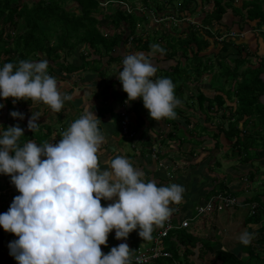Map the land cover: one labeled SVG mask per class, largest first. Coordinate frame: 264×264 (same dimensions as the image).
Segmentation results:
<instances>
[{
    "label": "trees",
    "instance_id": "trees-1",
    "mask_svg": "<svg viewBox=\"0 0 264 264\" xmlns=\"http://www.w3.org/2000/svg\"><path fill=\"white\" fill-rule=\"evenodd\" d=\"M141 1L143 8L157 15L175 2L180 6L181 14L178 18L182 14V17H187L195 12L194 9L189 11L193 0ZM202 1L211 3L212 8L201 23L190 24L182 34L173 35L172 32L164 30L158 35L147 33V38L144 39L138 33L137 26L147 20V16L136 11L135 0H0V66L6 62L18 66L20 60L46 59L47 70L56 79H65L61 74H66L65 77L79 72V77L83 76L84 72L96 74L92 89L98 92L96 98H100L102 104L98 106L95 114L101 121L107 115L111 118L115 124V133L120 136L121 141H134L137 136L136 141L144 147L142 150H147L150 154L158 139L160 144L172 139L183 154L184 163L171 162V179L173 173L178 172L180 175L189 166H201L199 170L203 174H213V186L205 200L216 193L231 194L238 198L239 204L226 210L248 208L247 223L258 225V228L249 230L255 233L252 242L241 245L248 260L240 261L234 252L219 248L216 250L215 261L220 264H264V188L249 197L231 190L225 185L224 179L219 177L222 172L219 170L221 160L218 157V154L223 152L225 158L232 159L236 156L246 162L257 158L260 149L264 152V54L259 47H251L246 37L250 35L245 34L253 31L254 35L264 26V0ZM70 3L74 6L68 7ZM229 14L233 21L231 28L222 24L230 19ZM102 18H105L106 22H102ZM174 29L176 30V27ZM224 29H228V32L234 31L236 37L230 36ZM221 36L224 38L221 39ZM259 36L256 33L255 39L258 41L262 39ZM241 38L244 40L238 42ZM152 44H159L165 50L163 57L156 54L152 58L157 67L155 76L162 74L170 77L175 84L177 97L184 91L186 84L195 85L197 92L190 97L192 104H189L188 100L183 102L190 110L177 106L174 119H153L150 128L142 134L137 131L139 127L137 129L132 122L131 112L136 113L134 120L138 118V123L142 125L145 120L143 116H149V112L142 99L127 100V93L120 91L122 85L117 74L121 70L123 58L129 52L147 53ZM212 44L213 48L219 47L218 50L201 55L203 51L210 49ZM232 48L236 52L231 51ZM254 57L257 58L255 63ZM162 63L164 64L161 65ZM112 68L116 72L111 79L108 73ZM205 77L210 82H203ZM227 84L230 85L229 88L225 87ZM209 89L214 92L212 96L205 94V90ZM34 102L29 99L27 105L32 106ZM0 103L6 104L8 111V114L4 115L0 108V120L3 116L6 119L0 122V127L14 125L15 122H8L10 111H20L25 106L23 99L17 100L15 105L11 97H0ZM114 103H117L118 108L113 107ZM195 104L196 108L191 107ZM203 113L207 121L218 118V132L207 133L208 127L201 123ZM17 118H14V121ZM124 118L128 120L130 129L136 132L135 137L122 134L121 121ZM57 119L47 122L38 120V127L34 131L24 123L26 130L19 138V143L22 145L32 140L40 144L48 141L54 134L60 136V132L64 130L59 128L57 132L56 122H62L64 118L60 116ZM162 123L166 124V129ZM225 123L227 127L224 126ZM150 131L154 132V136ZM204 133L209 134L214 144L211 150H203L209 153L208 159L200 157V152L197 153V148L202 147L209 139L203 136ZM224 137L228 145L223 141ZM165 145L170 146L169 143ZM223 148L226 149L223 151ZM159 157L168 156L162 151ZM176 177H173L175 182ZM161 182L164 181L161 179ZM14 187L10 175L0 178V213L7 211L14 196L19 194L18 191L12 190ZM8 192L12 200H7ZM178 213L179 217H184L181 212ZM213 213L218 211L204 215ZM162 227L163 225L154 227L151 239H143L138 235V229L133 230L123 242H127L132 251H135L141 244L153 242ZM17 238L16 234L5 231L0 226V264H18L9 254L8 247L9 242ZM115 241L117 239L114 234L107 239V244H104L105 251H110ZM198 242L188 233L187 227L172 229L161 239L163 249L170 255L160 257L156 261L160 264H173L175 260L181 261L182 264H196L188 255L194 252L193 249L197 246L202 250Z\"/></svg>",
    "mask_w": 264,
    "mask_h": 264
},
{
    "label": "clouds",
    "instance_id": "clouds-1",
    "mask_svg": "<svg viewBox=\"0 0 264 264\" xmlns=\"http://www.w3.org/2000/svg\"><path fill=\"white\" fill-rule=\"evenodd\" d=\"M165 50L151 45L147 53L129 52L117 76L127 100L142 99L152 119H174L181 100L170 77H156L152 58ZM48 61L20 60L18 66H0V97L40 101L59 112L70 95L62 94ZM155 77V79H153ZM4 105L0 103V108ZM13 118L24 113L11 110ZM39 113L32 112L27 127H38ZM88 109L60 134L58 142L22 145L19 124L0 127V174L10 175L18 190L7 211L0 213V226L18 237L9 242V254L18 264H132L127 242L102 252L108 234L127 238L138 229L151 239L154 227L163 225L183 199V185L144 180L142 169L129 158L116 155L101 169L98 152L105 137L100 118ZM2 126V125H0ZM112 201L102 205L101 200ZM255 233L243 230L237 239L248 245ZM137 264L140 258L137 257Z\"/></svg>",
    "mask_w": 264,
    "mask_h": 264
},
{
    "label": "crops",
    "instance_id": "crops-1",
    "mask_svg": "<svg viewBox=\"0 0 264 264\" xmlns=\"http://www.w3.org/2000/svg\"><path fill=\"white\" fill-rule=\"evenodd\" d=\"M250 32L252 33L253 31H248L245 34H249ZM252 36H246L248 37L249 42L252 41V43H250L251 47L254 45V47L256 48L259 47V49L262 51V54H264V39L259 40V42L257 38H251ZM163 64L164 63H162L161 65ZM79 74L80 72L75 75H72L75 78H72V76L65 77L66 74H61V76L63 75L65 79L58 78L57 80L59 90L62 91L63 89H67L64 94H69L72 97L70 103L69 100L68 102H66V105L68 104V106L64 108V110H66L65 113L63 114V107L59 112H52L50 108L48 109L49 106L42 102L38 111L40 115L38 120L42 122H47L52 118L60 116L64 119H67L71 115H76L77 117H74L72 119L69 118L70 120L65 119V121L67 122L66 124H68L69 126L72 121L84 114L88 109H91L92 111L97 113V108L102 103L100 98H96L98 92L96 91V93L95 90L92 89L94 86L93 80L96 78V74L84 72L83 76L80 75L81 77H79ZM84 74L87 75H85L84 77ZM88 75L90 76V78H88ZM59 80L61 82V85L58 82ZM78 99L81 100V104H77ZM72 104H74L75 106H72ZM42 105L46 106L42 107ZM69 107L73 108L75 112H70L69 110H67V108ZM48 110H50V113L48 112ZM131 114L133 117L132 122L134 123L135 127H137V129L139 127L137 131L139 133L144 134L145 131L150 128L153 119L150 117V115L147 117L143 116L145 117V120L144 124L142 125L141 123H138V118L136 119V121L134 120V117H136V113L131 112ZM29 118L30 117H25L23 120L26 126ZM201 123L202 125L208 127L207 133L218 132V129L214 130V128H217V125L220 123L217 118H214L212 121H207L204 115V118L202 119ZM63 124L64 121L63 123H61L60 126L61 129L63 128L62 130H64V127L62 126ZM99 128L101 129L105 137V140L100 146V150L98 152V161L101 169L107 167V161L110 158H113L116 155H124L129 158L130 162L133 163L134 167L143 170L145 174L143 177L144 180H154L158 184H166L168 183V181L174 182L173 177H175V174L173 173V177L171 179L170 176L172 175L168 173L173 170V165L171 162L176 161L178 163H182L184 158L183 154L181 153V151H179L176 144L173 147H170L169 145L166 146L165 143L168 144L167 141L165 143L160 144V139H158V142L156 141V146L153 147L154 149L158 150V158H156L152 155L154 151L149 154L147 150H142L144 147L142 148V144L136 141L137 136L134 141H121L120 136H117L115 133V124L113 123V121H111V118H109L108 115L104 120L100 121ZM149 133L153 135L154 132L150 131ZM207 133H204L203 135L205 138L209 137V134ZM58 135L54 134L48 139V141L58 142L60 140V136ZM223 141L225 142L224 139ZM159 144L160 146L158 147ZM204 148H207L208 150L214 148L213 140L210 139V137L206 140V142H204V145L202 147L197 148V153L200 152L198 153L200 154V157L204 156L206 159H208L207 155L209 153L203 151ZM224 149L226 148H223L222 150L224 151ZM162 151L163 154L165 153L166 156L171 157L172 159L168 157L160 158L159 155ZM222 153L223 152L219 153L221 155V159L225 158L223 157ZM225 160L234 163V166L232 168H238V171L234 170L236 172L224 173L223 171H221L222 174H219V177L224 179L226 186H229V188L233 191L239 192V194L243 195L244 197L254 196L256 193L261 192V190L264 188V152H261V149L260 153L258 152L257 158L255 157L250 161L245 162L236 156L232 159L225 158ZM159 161L162 162L163 166H160ZM166 164H168V166H170L171 168L165 167L167 166ZM199 167L201 166H198L197 170H194V175L192 176L200 184L199 190L195 188L196 192L194 194H192L191 196L184 195L182 201L179 204L171 205V207L174 209L172 214H174L173 216L175 223H178L179 220L182 218L179 217L178 212H181L184 217L192 216L195 213V206L205 200L204 198L207 197L206 195H208V191L213 186V180L211 178L213 174H210V176L205 175L201 172V170H199ZM214 174L216 175L217 173L214 172ZM161 179L164 182H161ZM203 180H206V182H201ZM238 181H240V183ZM185 193H187V191H185ZM111 202L112 201H105L103 199L101 200L102 205H106ZM248 211V208L245 207L231 209L222 211V213L218 212L208 216L204 215L191 220L190 226L187 227L188 233L191 234L193 238H195V240L199 241L198 243H200L202 250L198 246L195 247V249H193L194 252L188 255L189 259L195 261L196 264H220L219 261H215L216 250L220 248L225 251L230 250L234 252L235 256H237L240 261H247L248 259L246 253L242 250L241 247L242 243L238 241L237 237L239 233L243 230L249 231L258 228V225L256 223H247ZM117 241L118 243L123 242L124 238L117 239ZM151 264H160V262L155 260ZM173 264H182V262L175 260Z\"/></svg>",
    "mask_w": 264,
    "mask_h": 264
},
{
    "label": "rangeland",
    "instance_id": "rangeland-1",
    "mask_svg": "<svg viewBox=\"0 0 264 264\" xmlns=\"http://www.w3.org/2000/svg\"><path fill=\"white\" fill-rule=\"evenodd\" d=\"M24 2H31V1H36V0H23ZM135 2H136V11L137 12H143V13H145L146 14V16L148 17H146V19L147 20H145L144 22H141V23H139L138 24V26H137V29H138V33L139 34H141L143 37H144V39H146L147 38V33H155L156 35H158V34H160V32H162V31H164V30H167V31H170V32H172V34L173 35H178V34H182L181 32L182 31H184V30H186L187 28H188V26L190 25V24H198V23H201L202 22V19H203V17L207 14V12L209 11V10H211V8H212V6H211V3H209V2H205L204 3V1H202V0H193V2L189 5V11H191L192 9H194L195 10V12L194 13H192L191 15H189V16H187V17H182L183 16V14L181 15V17H179L178 18V15L180 16V12H179V8H180V6H179V3L178 2H175V3H173V4H169L168 5V7H167V9L165 10V11H162V12H160L158 15L157 14H154V13H152L151 11H149L148 9H145V8H143L142 7V5H143V2L141 1V0H135ZM178 3V4H177ZM71 6H74L73 4H69L68 5V7H71ZM186 11V13L188 12L187 10H185ZM231 11V10H230ZM185 13V14H186ZM231 14H229V17H230V19H228V20H226L225 22L223 21L222 22V24H227V25H229V27L231 28L232 26H233V21H232V18H231V16H230ZM102 20V22H106V20H105V18H102L101 19ZM222 24H220V25H222ZM174 27H176V30L174 29ZM218 26H216V28H217ZM224 31L225 32H228V29H224ZM232 32H234V31H230V32H228V33H230V36H233V35H231V34H233ZM253 33V32H252ZM252 33L250 32L249 33V35L250 36H252ZM256 33H258V35H260L259 37H261L262 38V40L264 39V26L263 27H261V29L260 30H257L255 33H254V35H256ZM252 36L251 38H253L254 39V37L255 36ZM238 36H240V35H238ZM233 37H236V36H233ZM221 39L222 38H224V36H221L220 37ZM221 39H219V40H221ZM244 39H240V40H238V42H240V41H243ZM249 42V41H248ZM249 43H252V41H250ZM153 45V44H152ZM218 48L219 47H217V48H213V44H212V46L210 47V49H208V50H205V51H203L202 53H201V55H203V54H211L212 53V50H218ZM235 49L234 48H232L231 49V51H234ZM234 52H236V51H234ZM234 52H233V54H234ZM158 55H160L161 57H163V53L161 54V53H157ZM69 58H71V57H69ZM257 58H253V63H255V62H257V60H256ZM114 72H116L115 71V69L114 68H112V69H109V75H110V77H111V79L114 77ZM159 73H160V71H159ZM85 75H87V74H84V77H85ZM157 76L159 77V76H163L162 74H157ZM172 77V76H171ZM72 78H75V77H73L72 76ZM88 78H90V76L88 75ZM56 80H58V79H56ZM202 81L203 82H210L209 80H208V78L207 77H205V78H203L202 79ZM59 82V84L61 85V82H60V80L58 81ZM226 88H229L230 87V85L229 84H227L226 86H225ZM67 91V89H63L62 91H61V93L62 94H64L65 92ZM120 91H124L123 89H122V86H121V88H120ZM196 92H197V90H196V88H195V85H192V84H186L185 85V88H184V91L183 92H181V93H179V95H178V97H179V99L181 100V104H180V106L179 107H182V108H184V109H187V110H190V108H187V105H186V103H183V102H185L186 100H188L189 101V104H192V102H191V99H190V97L193 95V93L194 94H196ZM213 91H212V89H209V90H205V94L207 95V96H212L213 95ZM66 95H69V94H66ZM71 96V95H70ZM13 97H11V100L13 101ZM91 99V98H90ZM138 99V98H137ZM70 101H71V99L69 100V103H70ZM66 102H68V100L67 101H65L64 102V105H63V114L65 113V111L66 110H64V108L65 107H67L68 106V104L66 105ZM23 103H25V106L23 107V108H21L20 109V112H22V113H24V118L25 117H31V115H32V112H34V114H36V113H39L38 111H39V109H40V104L42 103V102H40V101H35L33 104H32V106H29V105H27V104H29V99H23ZM14 104V103H13ZM77 104H81V100L80 99H78V103ZM3 107H2V114H4V115H7L8 114V111H7V106H6V104H4L3 103ZM15 105H17V103H15ZM43 106H46V105H42V107ZM72 106H75L74 104H72ZM113 107L114 108H118V105H117V103H114L113 104ZM191 107H195L196 108V104L193 106V105H191ZM50 107H48V109H49ZM51 110V109H50ZM50 110H48V112L50 113ZM67 110H69L70 112H75V110L73 109V108H71V107H69V108H67ZM52 112H53V110H51ZM52 114V113H51ZM204 113H203V115H202V119L204 118ZM74 117H77L76 115H71L69 118L70 119H72V118H74ZM24 118L23 119H15V121H14V118L11 116H9L8 117V122H15L14 123V125H16V124H19V126L20 127H22L24 130H25V126H24ZM63 118V117H62ZM69 118H67V119H69ZM52 119H56L55 121H57L58 119H57V117L56 118H52ZM66 119V118H65ZM65 119H63V121H64V124L62 125L63 127H64V131L67 129V127H68V124H66L67 122L65 121ZM66 119V120H67ZM69 119V120H70ZM218 119V118H217ZM4 120H6L5 119V117L3 116L2 118H1V120H0V122L2 121H4ZM195 120V119H194ZM63 121L62 122H56V128H57V132H59V128H60V126H61V123H63ZM28 122V121H27ZM163 124V123H162ZM157 126H159V125H157ZM163 126H164V128L166 129L167 128V126H166V124H163ZM190 126H192V125H190ZM209 126V125H208ZM224 126L225 127H227V123H225L224 124ZM215 129H217L216 127L214 128V130ZM63 131H61L60 132V134L62 133ZM61 138V137H60ZM224 140H225V142L227 143V140L225 139V137H224ZM122 141H124V140H122ZM168 142V141H167ZM122 143V142H121ZM124 143V142H123ZM169 144H170V146H172L173 147V145H171V144H174L173 143V140L172 139H169V142H168ZM174 146H175V144H174ZM221 155L220 154H218V157L221 159V157H220ZM176 158H177V156H176ZM233 162H230V161H226L225 160V158H222L221 159V167L219 168V170L220 171H223L224 173H226V172H236V171H238V168H232L233 166H234V163L232 164ZM263 164H264V162H263ZM167 165V164H166ZM165 167H167V168H169L170 166H165ZM171 168V167H170ZM194 170H197V166L196 167H187L180 175L178 174V172L177 173H175V177H176V182L175 183H178V184H181V185H183L184 186V188H185V191H187V193H185V191H184V193H183V196L185 195V196H191L192 194H194L195 192H196V190H195V188L196 189H198L199 190V188H200V184L198 183V181L194 178V177H192L193 175H194ZM234 170H236V171H234ZM240 170V169H239ZM169 171V170H168ZM7 174H0V178H2V177H4V176H6ZM4 179V178H3ZM201 182H206V180H203V181H201ZM239 183H240V181H238ZM245 182H247V181H245ZM187 187H189V188H187ZM12 190H15V191H18L15 187L14 188H12ZM6 197H7V200L9 199V200H12V199H10L11 197H10V192H8V194L6 195ZM222 213V212H221ZM114 235V229L108 234V238H111L112 236ZM114 239V238H113ZM117 243H118V241H115L114 242V244H113V246H116L117 245ZM152 242H148V243H146V244H151Z\"/></svg>",
    "mask_w": 264,
    "mask_h": 264
},
{
    "label": "built area",
    "instance_id": "built-area-1",
    "mask_svg": "<svg viewBox=\"0 0 264 264\" xmlns=\"http://www.w3.org/2000/svg\"><path fill=\"white\" fill-rule=\"evenodd\" d=\"M233 36L236 35L235 32H232ZM122 126V134L124 136L129 137H135L136 132L132 131L129 127V123L127 119H123L121 121ZM154 153L152 155L156 158H158V150L154 149ZM160 166H163L162 162L159 161ZM170 174V172H168ZM239 204L238 198L232 196L231 194H225V193H216L212 194L209 198H207L205 201L198 203L195 206V213L190 217H183L179 220V222L175 223L174 221V214H171L168 220H166L163 224L162 229L157 233L155 236L153 242L151 244L143 243L141 244L135 251H132V262L137 264V257L140 258L139 264H151L155 260H157L160 257L163 256H169L170 253L163 249L161 244V239L167 235V233L176 228H186L190 226L191 220L198 218L199 216H202L204 214H208L215 211H224L228 208H233ZM249 206V205H248ZM254 206V205H251ZM251 210V209H250ZM101 250L104 253H107L105 251L104 247L105 245L102 244ZM1 262V259H0Z\"/></svg>",
    "mask_w": 264,
    "mask_h": 264
}]
</instances>
